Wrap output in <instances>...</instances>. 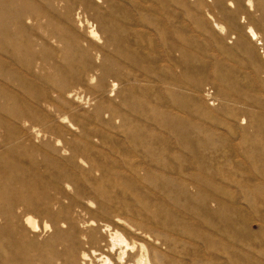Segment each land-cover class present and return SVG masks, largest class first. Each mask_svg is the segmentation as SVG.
Instances as JSON below:
<instances>
[{
  "label": "rangeland",
  "instance_id": "1",
  "mask_svg": "<svg viewBox=\"0 0 264 264\" xmlns=\"http://www.w3.org/2000/svg\"><path fill=\"white\" fill-rule=\"evenodd\" d=\"M0 264H264V0H0Z\"/></svg>",
  "mask_w": 264,
  "mask_h": 264
},
{
  "label": "bare ground",
  "instance_id": "2",
  "mask_svg": "<svg viewBox=\"0 0 264 264\" xmlns=\"http://www.w3.org/2000/svg\"><path fill=\"white\" fill-rule=\"evenodd\" d=\"M92 34L94 35V33H92ZM95 36H96V34H95ZM25 223H26V225L29 226V227H30V226L33 227V228L35 227V226H34V222L32 221L31 218H26ZM57 232H59V233H61V234H64L62 231H57ZM61 234H59V236H58L59 238L62 237Z\"/></svg>",
  "mask_w": 264,
  "mask_h": 264
}]
</instances>
